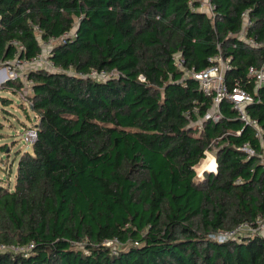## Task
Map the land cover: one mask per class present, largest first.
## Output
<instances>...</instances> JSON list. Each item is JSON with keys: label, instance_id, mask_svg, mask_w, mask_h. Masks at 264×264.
I'll use <instances>...</instances> for the list:
<instances>
[{"label": "trees", "instance_id": "obj_1", "mask_svg": "<svg viewBox=\"0 0 264 264\" xmlns=\"http://www.w3.org/2000/svg\"><path fill=\"white\" fill-rule=\"evenodd\" d=\"M206 3L210 13L202 0H0V63L60 41L56 71L27 72L37 140L13 187L0 184V245L30 249L0 264H264V234L212 238L264 222L262 144L226 100L202 122L212 99L186 74L228 59L225 83L253 97L264 143V85L248 75L264 64V0ZM206 150L217 169L198 180Z\"/></svg>", "mask_w": 264, "mask_h": 264}, {"label": "built area", "instance_id": "obj_2", "mask_svg": "<svg viewBox=\"0 0 264 264\" xmlns=\"http://www.w3.org/2000/svg\"><path fill=\"white\" fill-rule=\"evenodd\" d=\"M204 7L205 5L202 4V9L205 12L210 13L211 8L207 3H206V10L204 9ZM242 18H243V30H244L245 26L248 25V14L243 13ZM243 30L239 34L240 40L245 39ZM52 41L54 40H51L45 44H49ZM245 41L251 47L256 48L258 46V44H256L251 39L250 40L245 39ZM13 44L16 45L15 43ZM18 49L20 50L21 48L18 47ZM50 50L48 51V53L50 52ZM48 53L46 55V58L44 57L43 53H40L37 57H35L34 59L30 61H26V60L19 61L15 59L10 62L2 63L5 65L4 77H6V80L3 83L9 80H19L22 83L23 89L29 88L30 90L32 82L28 80L27 78L28 71L36 70V69H45V70L53 72L57 70V68L53 65V63L50 62V60L48 59ZM210 61L212 62L211 66H209L208 68L200 72H186L187 76H190L195 81H197L201 92L205 96L210 97L212 99L211 108L208 110V112L203 117L202 122H205L208 120L217 122L218 120H220V117H221V113L219 110L220 104L224 100L228 101L231 104L233 110H235L236 113L238 114V119L241 122L245 123L246 125L254 129L255 137L262 144V150H263L262 162L264 163L263 130L258 125V122L256 120L251 119L246 114L247 106L253 102V97L249 93L241 91L239 89H233L232 91L228 89L225 83V73L228 69V59L223 58L220 52L217 55L213 56L210 59ZM175 64L177 68L179 69L182 68V62L178 58H176ZM21 68L26 69L25 74H19L18 70ZM8 75H12L13 78L12 79L7 78ZM248 75L254 79L256 87H261L262 85H264V64L260 67H250L248 69ZM90 76L98 80L108 79V75L103 72L102 73L91 72ZM140 79L143 80L142 77H140ZM1 83L2 82L0 81V84ZM193 111L197 113V110L195 108ZM21 138L24 143V147L26 149H31V147L37 140V128L35 127V125L26 126L25 128H23ZM240 151L243 152L248 157H251L254 155V151L250 148L248 144H244L240 148ZM210 154L212 157L214 156L213 162H211L213 163V170L212 171L208 170V167H210V164H211L209 163L205 171L215 173L217 166H216V158H215L214 150L212 151L206 150L204 158H207L208 156H210ZM256 224H257L256 227H253L246 223L241 224L231 231L218 232L216 235L212 236V238L216 239L217 241H225L227 239L237 238L245 234L259 233V231H261L260 229L264 228V222L259 220L257 221ZM107 243H112V242H106L104 243V245H106ZM29 249L30 247H27V248L16 247L15 248L14 246L4 247L0 245V252L18 253V251L20 250L19 253H21Z\"/></svg>", "mask_w": 264, "mask_h": 264}, {"label": "rangeland", "instance_id": "obj_3", "mask_svg": "<svg viewBox=\"0 0 264 264\" xmlns=\"http://www.w3.org/2000/svg\"><path fill=\"white\" fill-rule=\"evenodd\" d=\"M202 1L205 5L204 9L206 10V0ZM59 42V40H54L49 44L41 43V53L44 54L45 58L50 48ZM4 68L5 65L0 63V81L2 83L6 80V77H4ZM18 71L19 74H25L26 69L21 68ZM7 78L12 79L13 77L12 75H8ZM30 95L31 92L29 88H24L17 95L0 89V98L10 101L9 105H3L0 103V124L2 125L0 128V184L4 186L9 185L11 188L13 187V177L17 165L18 154L23 153L24 151H30V149L24 147L21 138L22 129L26 126H32L35 124L33 113L26 102V98ZM213 157L210 154V156L204 158L196 167L195 170L198 180L203 179L207 166L209 163L213 162ZM208 170H213V163L210 164ZM9 172L11 174H8ZM8 175L10 176L9 183H7V180L9 181V179H7ZM260 230L259 233L264 234V228H261ZM1 246L12 247L7 245ZM106 246L111 249H117L120 247L117 242L107 243ZM18 252H20V250Z\"/></svg>", "mask_w": 264, "mask_h": 264}]
</instances>
